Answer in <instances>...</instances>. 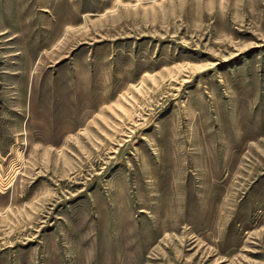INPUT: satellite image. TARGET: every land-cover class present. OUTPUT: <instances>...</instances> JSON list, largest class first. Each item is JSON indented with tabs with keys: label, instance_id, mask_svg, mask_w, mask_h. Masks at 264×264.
I'll return each mask as SVG.
<instances>
[{
	"label": "rangeland",
	"instance_id": "rangeland-1",
	"mask_svg": "<svg viewBox=\"0 0 264 264\" xmlns=\"http://www.w3.org/2000/svg\"><path fill=\"white\" fill-rule=\"evenodd\" d=\"M0 264H264V0H0Z\"/></svg>",
	"mask_w": 264,
	"mask_h": 264
}]
</instances>
